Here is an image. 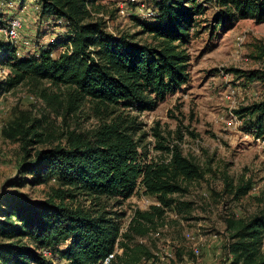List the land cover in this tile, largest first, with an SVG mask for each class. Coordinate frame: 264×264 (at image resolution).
<instances>
[{
    "label": "trees",
    "instance_id": "obj_1",
    "mask_svg": "<svg viewBox=\"0 0 264 264\" xmlns=\"http://www.w3.org/2000/svg\"><path fill=\"white\" fill-rule=\"evenodd\" d=\"M37 1L41 18L63 20L68 34L28 57L17 56L15 46L0 38V65L10 70L0 81V92L30 83L47 105L66 115L91 103L101 123L92 132H48L36 116L23 111L3 127V136L20 141L23 148L19 172L7 186L56 183L46 198L19 190L0 195V264H56V259L101 264L117 245L123 250L117 255L119 264H161L152 248L136 238L156 229L167 209L187 208L189 202L176 195H185L206 171L178 144H166L159 126L153 129L156 147L167 155L145 161L140 152L145 133L138 136L143 126L132 110L153 111L189 83L188 44L208 2L220 8L216 25H225L243 18L264 22V0H150L156 17L139 18L138 26L151 35V42L139 41L137 33L110 32L105 18L94 14L100 12L99 0ZM58 46L65 50L54 56ZM259 53L264 65V45ZM233 72L264 85V66ZM236 113L257 137H264V95ZM225 182L235 199L252 189L249 181L235 185L225 176ZM138 192L161 205L135 210L123 232L125 214L107 210L108 202L115 199L120 205ZM226 225L231 264H264V210L228 217Z\"/></svg>",
    "mask_w": 264,
    "mask_h": 264
},
{
    "label": "rangeland",
    "instance_id": "obj_2",
    "mask_svg": "<svg viewBox=\"0 0 264 264\" xmlns=\"http://www.w3.org/2000/svg\"><path fill=\"white\" fill-rule=\"evenodd\" d=\"M148 4L153 7L151 1ZM37 5V0H0L1 23L21 14L22 35L33 38L34 42L48 45L53 37L65 38L68 33L64 24L42 19ZM96 5L100 8L98 17L105 18L113 34L137 33L141 42L153 40L151 35L141 33L135 5L127 0H99ZM219 9L217 4L208 2L206 12L198 16L192 30L188 44L192 56L189 83L169 94L153 111L139 114L132 110L143 126L138 136L145 133L140 147L145 161L152 162L167 155L156 147L159 140L153 129L159 126L166 144H178L185 155L194 157L206 171L205 178L193 182L185 195H176L189 202L187 208L167 209L156 229L136 238V242L152 248L161 264H231L232 258L227 253L231 238L226 219L250 217L264 210V137H257L253 127L236 113L239 108L260 100L264 85L248 83L233 72L264 66L259 57V47L264 45V22L243 18L216 25L214 19ZM0 38H4L2 33ZM63 50L65 47L58 46L54 56ZM3 75L0 74L1 81L5 80ZM43 86H49V82H44ZM0 100V195L19 190L36 198H46L55 181L20 188L7 186L19 172L23 148L20 141L3 136V127L24 111L36 116L48 132L67 129L92 132L101 123L100 115L92 109L91 103L77 113L66 115L61 109L47 105L38 88L30 83L7 91L2 89ZM225 176L235 185L249 181L252 189L235 199L226 190ZM146 198L156 202L155 198L138 192L120 205L112 199L107 210L123 212L122 224H126L135 210L150 209V206L145 207ZM157 231L159 236L154 235ZM188 232L201 238L202 253L198 257L192 252V242L186 237ZM56 264L67 263L56 259Z\"/></svg>",
    "mask_w": 264,
    "mask_h": 264
},
{
    "label": "built area",
    "instance_id": "obj_3",
    "mask_svg": "<svg viewBox=\"0 0 264 264\" xmlns=\"http://www.w3.org/2000/svg\"><path fill=\"white\" fill-rule=\"evenodd\" d=\"M150 0H127L128 3L135 5L136 13L139 18H142L144 20H150L154 19L157 14V9L153 6H149L148 2ZM36 9L39 11L40 14V6L37 5ZM95 15L99 16L100 14L94 13ZM102 15V14H101ZM59 24L63 23V20L59 19L56 21ZM24 28V20L23 16L21 14H17L12 16L7 23H3L0 25V33H2V36L5 40L9 41L13 46H15L16 49V55L17 56H31V55H37L39 53V49L42 46H45L43 44H39L38 42H34L35 40L29 36L22 35V31ZM56 38H52L49 43L55 42ZM6 68L3 65H0V74H3V77L5 79L9 76L10 70H6ZM1 81V80H0ZM1 100H0V107H1ZM236 117V116H235ZM264 123V120H263ZM260 138H258L259 140ZM145 207L151 206V205H161L158 201L152 202L150 199L146 198L144 200ZM133 217L129 219V221L126 224L122 225L121 231H126L129 223L131 222ZM154 235L159 236L160 232L157 231L154 233ZM186 237L188 240L192 242V252L195 256H200L202 253V243L201 238L198 239V237L188 232L186 234ZM143 243V242H141ZM122 248H120L118 245L116 246V249L110 253L101 264H114L117 260V255L122 253ZM44 253L46 255L50 254L49 250H44Z\"/></svg>",
    "mask_w": 264,
    "mask_h": 264
}]
</instances>
